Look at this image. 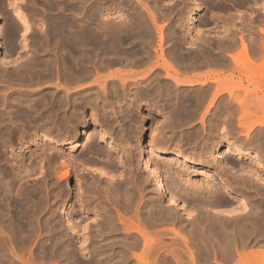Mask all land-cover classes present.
Listing matches in <instances>:
<instances>
[{
	"label": "rangeland",
	"instance_id": "374dc122",
	"mask_svg": "<svg viewBox=\"0 0 264 264\" xmlns=\"http://www.w3.org/2000/svg\"><path fill=\"white\" fill-rule=\"evenodd\" d=\"M92 1L93 0H0V23L3 27L1 36L2 49L6 52L8 51L11 55L8 60L0 59V103L2 101H7L8 107L5 108V110H10V102L18 98H23L22 100L24 101H31V98L34 99V97L36 98L37 96L39 98H44V95H47V90L48 92L50 91L52 88L51 85L55 82V78L52 79L50 77L49 58L53 54L61 53L69 49L68 46L56 42L57 35L69 34L70 36H76L81 32L89 29L91 30L96 25L109 23V20V24H111L112 21L113 25L120 24V21H123L121 23L122 25L126 24L129 26L133 24L132 28L137 30L138 33L132 30L130 28L131 26H129V31L126 25L125 27H123L124 25H120L124 28H122L123 35L120 36L122 38L120 47L125 49L128 53L125 52L120 56L122 58L120 63L117 62L115 63L116 65L112 64L108 66V68L110 67L109 69L107 66L99 69L100 71H98V74L102 73L100 77L96 74L97 77L95 79L99 77L97 82L101 80L102 83L100 81L98 83L94 81L92 76H90V78L88 77L87 80L82 79V84L79 81L81 79L75 80L76 83L73 81L62 82L63 90L67 92L64 91V93L68 94L72 101L78 97V94L84 91L88 92L89 90L91 93L89 97L94 100L96 98L94 103L89 99V101L91 100L89 104L93 105L91 107L92 109L85 108L81 110L79 106L71 105L73 102L70 100L67 111L62 113V115H67L68 113L72 118V122L77 119L78 125L76 128L80 131L82 130L81 132L85 130H88V132L94 130L95 135H93V143L91 145L89 144V149H87L86 146V135L83 134L82 138L80 137L79 143H76L75 146L72 142L64 146L60 145V139L57 141L58 143L54 142L55 145L53 142L49 143L47 136L50 135V130L48 131L47 127H41V130L40 128L38 130L35 129L34 124L36 120L32 118V113L34 114L32 110H23L26 114L28 113L29 118H24V116L11 118L13 123L17 124L19 128L16 127L10 132H7V136L4 134L5 137H0V139L4 140V143H2L3 141L0 142V193L5 199L4 200L2 197L0 198V206L2 205L0 208H3L0 210V213L2 215L6 212L4 218H2L3 216L0 217L2 221H0V231L4 233L7 232L8 234H0V236H2V238L0 237V264H26L24 263L26 261H28L27 264H29V262H31V264H75L77 260L78 264H91L93 263L92 261H95L94 264H177V259H175L171 253L174 249L177 251L179 262L183 264H192L189 254L190 251H192L195 256L194 264H234L235 261L237 262L238 254L241 252H247L256 248L264 249V75L262 78L256 76L259 73H263V70L259 69H257V71L254 69L246 72L241 69H247L240 68L241 71H239V67L236 69L237 66H234L231 58L232 55L237 54V52L241 50V38L245 43L247 42L248 53L252 55L250 56L254 58L255 62H257L260 57H263L264 34L259 32V29L264 28V0H217V4H215V0H201L202 8L197 12L193 20L186 19L188 12L193 7L194 0H181V3L180 0H143L145 6H148L150 10L143 6L142 0ZM177 1L178 3H175ZM116 2L119 4H115ZM154 2L155 6H153ZM109 3L114 4L116 7L114 5L112 7V4L110 5ZM146 3L148 5H146ZM122 4L123 6H120ZM174 4H177V6L181 4V7H177ZM182 4L185 6L187 5L186 8ZM109 5L111 7H109ZM171 6L172 8L168 9ZM81 7H83L82 10ZM159 7L165 9L162 10ZM137 9H139L138 12L136 11ZM22 11L28 16L30 22H33L34 28L32 27V30L34 29V31L31 30V32H26L23 28L22 21L17 14V12ZM178 12L179 14L181 13L180 16H178ZM54 14L57 17H55ZM151 14H153L155 18V23L150 20L152 19ZM88 15L90 16L89 18L91 19L92 17L93 20L88 19ZM102 16L105 18L107 16L106 20L103 18L106 22L103 21ZM148 16H150V18ZM139 17L142 19L144 18L143 20H145V22ZM57 18L59 19L57 20ZM127 18H130L129 21ZM177 18L179 22H177ZM139 19L142 26L139 25ZM101 20L103 22H101ZM98 21H100V23H98ZM130 21L132 23L128 24ZM176 22L187 25L181 26V24H178L177 26ZM136 24L138 27L135 26ZM150 24H152V26L154 24L155 28L152 26L150 28ZM140 26L141 28L139 29ZM174 26L177 29H175ZM142 27L145 28V32H142L144 31ZM136 28L139 29V32ZM173 28L176 31H174ZM181 28L184 29L181 30ZM169 31L172 33L174 32L176 36L170 34ZM134 34H137L138 38L137 35L136 38H133V36L135 37ZM159 35H162L164 39L160 40ZM201 35L205 39H203ZM198 36H201V39L198 38ZM27 38L28 44H30L28 47H25L23 45V40ZM143 38L146 41L143 40ZM175 38L179 39L178 41L181 39L182 43L176 41ZM204 40L208 41V43ZM186 42H190L192 46ZM159 44L161 46H159ZM171 44L174 46V49L177 47V50H174L175 55L165 53L169 48V52L167 53H170L173 48ZM194 46H196L197 50H195ZM203 46L204 49L202 50ZM76 47L81 48L79 45ZM190 47L193 49V53ZM136 48L139 50L137 49L138 51H136ZM178 48H180V55H177ZM185 49H187L188 53L193 57L189 56V54L184 55L183 53H185V51L187 52ZM33 50L34 52H32ZM200 50L206 53H200ZM139 51L141 54L138 53ZM197 51H200L198 52L199 55ZM131 53H133V55L136 54L135 57ZM198 56L204 60L200 63V66L198 65V60H200ZM39 57H41L42 60ZM143 57L145 58L143 59ZM195 57L198 59H195ZM175 58H180L179 60L181 62L174 60ZM188 58H191L190 62H188ZM169 60H171L174 65L171 64V67L166 68L165 61L169 62ZM191 60H194L198 64L193 61L191 63ZM151 61H154V63ZM157 61L159 65H157ZM183 61L185 62L184 66ZM123 63L125 67L124 65L122 66ZM188 63L190 64L188 65ZM17 73L20 75L22 73V75L20 76ZM118 73L122 75L118 76ZM130 73L135 75H131ZM126 74H130L131 76ZM156 74L160 77L158 78ZM253 74H256L255 77H252ZM155 76L157 78H155ZM193 76L201 77V80L183 86H180L178 82H176V79L181 81L184 80L185 77L190 79ZM219 80H221L224 88L227 86L228 89L227 91L223 89L220 93L215 95L214 92L218 87ZM121 81L124 82L123 85ZM78 82L80 84H78ZM155 82H157V87L155 86ZM63 85L69 88L73 87V89L65 88ZM100 85L104 86V89H106H103V94L100 92V90L102 91ZM141 85L145 87L147 85V89L149 90H151V88L155 90L159 86L157 89L158 91H155L157 93L160 91L161 93L159 92L158 95L154 93L151 95L152 97H150L146 93L147 89ZM97 86H99V88ZM231 86L233 89H231ZM171 88H175L172 94H170L173 91ZM68 89L70 91H68ZM133 90H135L136 93L135 91L133 92ZM229 90H234L232 91L233 94L237 92L236 94L238 97L234 96L239 98L240 101L243 100L240 102L243 103L241 104L242 108H240L241 105H238L239 103L237 104V102H239L238 99L236 102V98L229 94ZM162 91L164 94H162ZM139 92L141 94H139ZM213 94L216 97H213ZM135 95L138 96L136 97ZM144 95L146 97L148 96V99ZM5 96L6 98H4ZM154 96L157 97L154 98ZM113 97L115 101L113 99L112 102ZM185 102L187 103L185 104ZM183 104L185 105L183 106ZM136 106L139 107L135 108ZM248 107H251L250 111L252 112H248L251 113V117L246 116L249 115L246 111ZM243 108L246 111V113H244L246 114L245 116L241 114L243 111L241 112L240 109L243 110ZM181 110L182 113L180 112ZM9 113H11V110ZM43 113L46 114V111ZM43 113H41V115H43ZM178 115L182 116L179 117ZM240 115L244 116V119H240ZM93 118L94 120L98 119V122L92 121ZM246 118H249L250 121L249 119L246 120ZM28 120H30L31 123ZM18 122H20V124ZM46 125L51 126L50 123ZM37 131L39 133H37ZM71 132L72 130L70 134ZM151 139L154 141L151 142ZM48 144H50V147ZM141 144L144 146L147 145L146 149L152 161L159 166L165 179L166 188L176 191L174 192L179 197L177 205L168 203L165 195L156 192L153 185L154 180L148 175V172L139 160V147ZM229 146L237 148L236 151L232 150L234 152H230L231 154L225 153L222 157H216V152L219 149H228ZM60 150L63 151L61 152ZM173 154L189 156L192 160L200 163L206 170H216L219 174L215 179L205 177L201 174L202 171L200 168L191 167L182 162H175V160L170 159L169 156ZM50 158H52L54 166H52ZM53 158H55V161ZM86 162L93 164L95 170L86 166ZM102 162L104 163L103 165ZM64 163L67 164L69 168L67 176L63 175V168L61 167ZM108 163L111 164L108 165ZM105 165L107 167H103L102 169V166ZM1 167L3 168L1 169ZM19 168H23L22 171ZM17 169L19 171H17ZM12 171L16 173L14 174ZM178 173L182 177L179 176ZM187 175L190 176L187 177ZM184 177L189 179L187 180ZM184 179L187 181L184 182ZM121 180L124 184L129 186H125V188H127L126 190H124L122 186L118 188V184L123 185ZM114 186H117L119 190L122 189L123 192L122 190L115 192L117 188ZM59 188L60 191H58ZM19 189L22 190L18 191ZM55 189L60 192L59 195ZM13 190L17 192L16 194L14 193L15 195H19L23 192L25 196L28 192L30 195L32 191L31 194H33L30 196L35 198H33L35 202L33 200L32 206L34 205L35 207H33L36 210L32 209V207L31 210L34 211L33 213L35 214L38 213V215H36L38 218L32 216L35 214H29L32 213V211L25 213L21 212L22 214L19 213L21 218H23L22 221L26 219L27 223L25 225V220L23 222L20 221L23 227V230L20 228L21 231L19 227L17 229L16 227H11L12 229L9 227L10 230L7 224L5 225L11 213H14L13 210L11 211L12 206L10 205L15 204L16 207L19 206L20 195L19 197L16 196V198L15 196L12 197L14 195L13 192H15ZM55 193L57 195H55ZM29 195L26 197H29ZM204 197L211 198L210 200L211 202L213 201L214 206L220 209V214H214V212L201 203V199ZM8 199L11 200L9 204L5 202ZM5 204L10 207L8 206L9 208H7ZM3 205H5V207H3ZM133 212L136 213V216ZM121 213L124 219L127 220L131 218L128 223L132 220L135 226L132 228L129 227L131 229L126 230L127 225L125 224V226L123 224L126 222H123V218V220L119 219L121 218ZM30 215L32 217H30ZM27 218H29L30 221L34 218V222L32 221L34 227L31 224L32 222ZM27 221H29L32 226L30 229L26 227L28 226ZM244 221L246 222L244 223ZM216 223L218 226L215 225ZM137 224H139L140 227ZM222 224H225V228L221 226ZM220 227L223 228V231H221L222 228L219 230ZM132 229L133 231H131ZM138 229L140 231L145 229V236L138 231ZM243 229H245V231ZM25 230H30L27 232L33 234L30 235ZM218 230L222 237H218V235H220L218 234ZM8 231L14 234L12 235L11 232L8 233ZM178 231H180L179 233H181V235L185 234L184 237L187 239L186 244L181 242L180 234L177 237ZM15 233H19L22 236L28 235L29 238L25 236L23 238H26V240L21 239L22 236L15 235ZM3 235L5 236L3 237ZM223 236H225L224 239H222ZM226 239H228L230 243ZM2 240H6L7 242H2ZM67 244L69 246H67ZM66 246L75 248V251L71 248L68 249ZM65 247L67 249H65ZM76 247L80 250L79 252ZM234 249L238 252H235ZM69 251H73L72 253L74 255H71L72 253L70 254ZM64 256H66V258ZM72 256H75V258L71 259ZM80 256H83V259H81Z\"/></svg>",
	"mask_w": 264,
	"mask_h": 264
},
{
	"label": "bare ground",
	"instance_id": "6f19581e",
	"mask_svg": "<svg viewBox=\"0 0 264 264\" xmlns=\"http://www.w3.org/2000/svg\"><path fill=\"white\" fill-rule=\"evenodd\" d=\"M80 1V0H79ZM94 1V0H93ZM92 1V2H93ZM127 1H130V0H127ZM133 1H135V0H133ZM172 1V0H171ZM174 1V0H173ZM176 1V0H175ZM214 1V0H213ZM217 0H215V4H217V2H216ZM67 2V1H66ZM84 2V1H83ZM87 2V1H86ZM85 2V3H86ZM91 2V1H90ZM95 2V1H94ZM98 2V1H97ZM102 2V1H101ZM142 2H143V0H142ZM186 2V1H185ZM185 2H183V3H185ZM212 2V1H211ZM26 3V2H25ZM84 3V4H85ZM145 2H143V4H144ZM148 3V2H147ZM146 3V5H148ZM158 3V2H157ZM175 3H178V1L177 2H175ZM180 3H181V0H180ZM48 4V3H47ZM51 4H53V3H51ZM63 4V3H62ZM61 4V5H62ZM97 4V3H96ZM110 5L112 4V3H109ZM115 4H117V2L115 3ZM119 4V3H118ZM117 4V5H118ZM142 4V3H141ZM159 4H160V2H159ZM163 4V3H162ZM49 5V4H48ZM60 5V4H59ZM94 5V4H93ZM99 5H102V4H99ZM108 5V4H107ZM109 5V7H111ZM113 5L114 4H112V7H113ZM131 5H133V4H131ZM164 5V4H163ZM163 5H161V6H163ZM171 5H173V4H171ZM174 5H176L177 6V4H174ZM181 5V4H180ZM180 5H178L177 7H179ZM182 5H184V4H182ZM222 5V4H221ZM42 6V5H41ZM52 6V5H51ZM54 6H56V5H54ZM58 6V5H57ZM115 6V5H114ZM120 6H123V4L122 5H120ZM119 6V7H120ZM143 6H145V4L143 5ZM150 6V5H149ZM153 6H155V2H154V5ZM160 6V5H159ZM167 6V5H166ZM185 6V5H184ZM187 6V5H186ZM186 6H185V8H186ZM95 7V6H94ZM105 7H107V6H105ZM116 7V6H115ZM131 7V6H130ZM138 7V6H137ZM145 7H147L148 8V10H150L149 9V7L148 6H145ZM157 7H158V5H157ZM174 7V6H173ZM176 7V8H177ZM181 7V6H180ZM42 8V7H41ZM82 8L83 7H81V10H82ZM100 8V7H99ZM108 8V7H107ZM121 8V7H120ZM159 8H161L162 9V7H159ZM158 8V9H159ZM170 8H172V6L171 7H169L168 9H170ZM188 8V7H187ZM202 8V1L201 0H194V3H193V7L190 9V11L188 12V15H187V19L186 20H188V19H190V20H193V19H195V17H196V15H197V12L200 10ZM51 9V8H50ZM69 9V8H68ZM76 9V8H75ZM97 9V8H96ZM102 9V8H101ZM156 9V8H155ZM160 9V10H161ZM163 9H165V8H163ZM162 9V10H163ZM167 9V10H168ZM174 9V8H173ZM44 10V9H43ZM46 10V9H45ZM112 10V9H111ZM135 10V9H134ZM138 10L139 9H137L136 11L138 12ZM142 10V9H141ZM161 10V11H162ZM180 10V9H179ZM53 11V10H52ZM55 11V10H54ZM79 11V10H78ZM86 11V10H85ZM116 11V10H115ZM120 11V10H119ZM153 11V10H152ZM160 11V12H161ZM170 11V10H169ZM182 11H183V9H182ZM49 12V11H48ZM65 12V11H64ZM84 12V11H83ZM88 12V11H87ZM100 12V11H99ZM107 12V11H106ZM105 12V13H106ZM133 12H135V11H133ZM140 12V11H139ZM168 12V11H167ZM172 12V11H171ZM170 12V13H171ZM177 12V11H176ZM175 12V13H176ZM181 12V11H180ZM71 13V12H70ZM93 13V12H92ZM95 13H97V12H95ZM100 13H102V12H100ZM99 13V14H100ZM117 13H119V12H117ZM123 13V12H122ZM130 13V12H129ZM141 13L143 14V12L141 11ZM140 13V14H141ZM145 13V12H144ZM17 14H18V17H19V19L22 21V26H23V28L25 29V31L26 32H31V30H32V27L34 28V26H33V22L31 23L30 22V20L28 19V16L25 14V12H17ZM38 14V13H37ZM52 14V13H51ZM61 14V13H60ZM83 14V13H82ZM85 14H87V13H85ZM133 14V13H132ZM137 14V13H136ZM156 14V13H155ZM166 14V13H165ZM178 14H179V12H178ZM184 14V13H183ZM187 14V13H186ZM264 14V13H263ZM55 15V14H54ZM56 15H57V13H56ZM55 15V17H57ZM75 15H76V13H75ZM100 15H102V14H100ZM135 15V14H134ZM144 15V14H143ZM152 16H151V18L152 19H150V20H152V22H154L155 23V18H154V16H153V14H151ZM163 15V14H162ZM171 15V14H170ZM181 15V13L178 15V16H180ZM251 15V14H250ZM44 16V15H43ZM50 16V15H49ZM58 16H59V14H58ZM84 16V15H83ZM95 16V15H94ZM136 16V15H135ZM137 16H138V14H137ZM142 16V15H141ZM145 16V15H144ZM164 16V15H163ZM169 16V15H168ZM39 17H41V16H39ZM45 17V16H44ZM55 17H54V19H55ZM90 16L88 15V19H90L89 18ZM98 17V16H97ZM134 17V16H133ZM143 17V16H142ZM149 18H150V16H148ZM46 18V17H45ZM48 18V17H47ZM52 18V17H51ZM77 18V17H76ZM103 18H105V17H103L102 16V19ZM106 18H107V16H106ZM106 18H105V20H106ZM109 18H111V17H109ZM140 19H142L141 17H139ZM162 18V17H161ZM184 18V17H183ZM182 18V19H183ZM59 18H57V20H58ZM91 19H92V17H91ZM90 19V20H91ZM98 19H99V17H98ZM128 19V18H127ZM126 19V20H127ZM130 19V18H129ZM129 19H128V21H129ZM140 19H139V22H140ZM144 19V18H143ZM142 19V20H143ZM164 19V18H163ZM166 19V18H165ZM175 19H176V17H175ZM179 19H180V17H179ZM179 19L177 18V22H179ZM257 19V18H256ZM260 19V18H259ZM90 20H88V21H90ZM93 20V19H92ZM96 20V19H95ZM100 20V19H99ZM104 19H103V21H105ZM109 20V19H108ZM43 21H44V19H43ZM42 21V22H43ZM48 21V20H47ZM56 21V20H55ZM102 20H101V22H103ZM118 21V20H117ZM125 21V20H124ZM134 21V20H133ZM144 22H145V20H143ZM246 21V20H245ZM84 22V21H83ZM97 22V21H96ZM106 22V21H105ZM121 23L123 22V21H120ZM137 22V21H136ZM176 22V23H177ZM191 22V21H190ZM85 23V22H84ZM89 23H91V22H89ZM94 23V22H93ZM98 23H100V21H98ZM109 23H110V20H109ZM109 23H104L103 25H96L95 27H93L91 30L89 29V30H86V31H84V32H81L80 34H77L76 36H70L69 34H60V35H57L56 36V42H58L59 44H63V45H66V46H68L69 47V49H67L66 51H63V52H61V53H57V54H53L50 58H49V64H50V77L52 78V79H54L55 78V82H54V84L53 85H51L52 86V88L50 89V91L48 92V90H47V95L45 94L44 96V98H39L38 96L35 98L34 97V99L33 98H29L31 101H24V100H22V99H16V100H14L13 102H10V104H11V107H10V110H11V113H9V111L10 110H5V108H7L8 106H7V101H2L1 103H0V137H2V136H4V134H6V136H7V132H10L11 130H13V129H15L16 127L17 128H19L18 126H17V124H14L13 123V121H12V119L11 118H16L17 116H24V118L25 117H28V113L26 114L24 111H25V109H29V110H32L33 112H34V114L32 113V118H34L35 120H36V123L34 124V126H35V129L36 130H38L39 128H40V130H41V127L43 128V127H47L48 128V131L50 130V135H48L47 136V138H48V142L49 143H52L53 142V144H54V142H57L59 139H60V145H66V144H68V143H74V146H75V144L76 143H79V140L82 138V134L83 135H86V140H87V142H86V146H87V149H89V144L91 145L93 142V135H95L94 134V130H92V131H90V132H88V130H85V131H83V132H81L78 128H76L77 127V125H78V120L76 119V117H75V121L74 122H72L71 121V117L68 115V113H67V115L65 114V115H62V113H64V112H66L67 111V108H68V104H70L69 102H70V98H69V95L68 94H66L67 92L65 91V90H63V87H62V82H64V81H68V82H71V81H73L74 83H76L75 82V80H79V79H81V80H79L80 81V83H81V81H82V79H86L87 80V78L89 77L90 78V76H92V78L94 79V81H96L97 82V79L100 77V75H101V73L100 74H98V71H100L99 69L100 68H103V67H105V66H107V68H108V66H110V65H112V64H115V63H117V62H119L120 63V61H121V57L120 56H122V54H124L125 52H127L125 49H122V47H120V45H121V43H122V38L120 37V36H122L123 35V27H125V25L123 26L121 23L119 24L118 23V25H116V24H112V21H111V24H109ZM117 23V22H116ZM131 24L132 22L130 21V22H128V24ZM134 23V22H133ZM148 23V22H147ZM44 24V23H43ZM49 24V23H48ZM47 24V25H48ZM86 24H87V22H86ZM102 24V23H101ZM135 24V23H134ZM138 24V23H137ZM137 24L135 25V26H137ZM178 24H181V22L180 23H177L176 25L178 26ZM94 25V24H93ZM120 25H122L123 27H121ZM133 25V24H132ZM132 25H129V26H131L130 28L132 29V30H135V29H133L132 27ZM139 25H141V22H140V24ZM175 25V26H176ZM182 25H184V24H181V26ZM185 25H187V24H185ZM184 25V26H185ZM37 26V25H36ZM43 26V25H42ZM88 26V25H87ZM129 26L128 25H126V27H128V30H129ZM134 26V27H135ZM142 26V25H141ZM141 26L139 27V29L141 28ZM150 26V28H151V26H152V24H150L149 25ZM175 26H174V28H175ZM183 26V27H184ZM189 26V25H188ZM90 27H91V25H90ZM138 27V26H137ZM152 27H154V24H153V26ZM157 27H158V25H157ZM187 27V26H186ZM192 27V26H191ZM18 28V27H17ZM47 28V27H46ZM123 28V29H122ZM143 28V27H142ZM155 28V27H154ZM174 28H173V30H174ZM136 29H138V28H136ZM139 29H138V32H139ZM144 29V31H142V32H145V28H143ZM175 29H177V28H175ZM180 29V28H179ZM182 29H184V28H181V30ZM160 30V29H159ZM172 30V31H173ZM187 30H189V29H187ZM260 31L259 32H261V33H263L264 34V28L262 29V28H260L259 29ZM2 31H3V27L1 26V23H0V59L1 60H3V59H6V60H8L10 57H11V55H10V53L7 51H4L3 49H2V40H1V36H2ZM32 31H34V29L32 30ZM130 31V30H129ZM136 31V33H137V30H135ZM141 31V30H140ZM153 31V30H152ZM161 31V30H160ZM174 31H176V30H174ZM178 31V30H177ZM52 32V31H51ZM170 32V31H169ZM189 32V31H188ZM12 33V32H11ZM131 33H132V31H131ZM43 34V33H42ZM46 34V33H45ZM138 34V33H137ZM136 34V35H137ZM165 34H166V32H165ZM170 34H174L175 35V33L173 32H170ZM135 35V34H134ZM136 35H135V37L133 36V38H136ZM140 35V34H139ZM147 35V34H146ZM41 36V35H40ZM126 36H127V34H126ZM149 36V35H148ZM176 36V35H175ZM202 36V35H201ZM201 36L199 37L198 36V38H200L201 39ZM30 37V36H29ZM28 37V38H29ZM140 37H141V35H140ZM182 37H183V35H182ZM181 37V38H182ZM189 37V36H188ZM25 38V37H24ZM28 38L27 39H24L23 40V45L25 46V47H28L29 46V44H28ZM39 38V37H38ZM41 38V37H40ZM126 38V37H125ZM128 38V37H127ZM133 38H131V39H133ZM137 38H138V35H137ZM142 38V37H141ZM150 38V37H149ZM159 38H160V40H162V39H164V37L162 38V35H159ZM168 38V37H167ZM202 38H203V36H202ZM35 39V38H34ZM33 39V40H34ZM176 39V38H175ZM188 39V38H187ZM190 39H192V38H190ZM203 39H205V38H203ZM202 39V40H203ZM35 40H37V39H35ZM126 40V39H125ZM143 40H145L144 38H143ZM142 40V41H143ZM179 39H176V41H178ZM199 40V39H198ZM39 41V40H38ZM146 41V40H145ZM164 41V40H163ZM167 41V40H166ZM190 41H192V40H190ZM199 41H201V40H199ZM204 41H206V40H204ZM40 42V41H39ZM41 42H42V40H41ZM46 42V41H45ZM128 42V41H127ZM135 42V41H134ZM165 42V41H164ZM178 42H181L182 43V41H181V39H180V41H178ZM193 42V41H192ZM194 42H195V40H194ZM201 42H203V41H201ZM207 43H208V41H206ZM262 42V41H261ZM128 43H130V42H128ZM186 43H188V42H186ZM206 43V44H207ZM247 43V42H246ZM246 43L242 40V38H241V50H239V52H237V54H235V55H232L231 56V58H232V60H233V64H234V66H237L236 67V69L238 68V70L239 71H248L249 72V70H254L255 69V71H257V69H259V70H263V73H259L258 75H256V74H253L252 75V77L254 76L255 77V75L256 76H258V77H263V75H264V55H262L263 57H260V62H259V60L257 61V62H255V60H254V58L252 59L251 58V56L249 55V53H248V49H247V45H246ZM264 43V42H263ZM36 44H37V42H36ZM45 44V43H44ZM135 44V43H134ZM163 44V43H162ZM167 44V43H166ZM188 44H191L190 42L188 43ZM187 44V45H188ZM201 44V43H200ZM262 44V43H261ZM41 45V44H40ZM77 45H79L81 48H77L76 46ZM137 45H139V44H137ZM143 45V44H142ZM149 45V44H148ZM183 45H184V43H183ZM205 45V44H204ZM36 46V45H35ZM147 46V45H146ZM149 46H151V45H149ZM159 46H161L160 44H159ZM165 46V45H164ZM169 46H170V44H169ZM186 46V45H185ZM189 46V45H188ZM188 46H186V47H188ZM191 46H192V44H191ZM200 46V45H199ZM207 46H209V45H207ZM32 47V46H31ZM34 47V46H33ZM38 47V46H37ZM41 47V46H40ZM137 47H140V46H137ZM163 47V46H162ZM171 47H173L172 49H171V51H170V53H167V52H169V49H168V51H166L165 53L166 54H172V55H175L174 54V50L177 48H175L174 49V46H172V44H171ZM195 47V50H197V48H196V46H194ZM42 48V47H41ZM129 48V47H128ZM130 48H131V46H130ZM30 49V48H29ZM138 48H136V51H138L137 50ZM141 49V48H140ZM146 49V48H145ZM145 49H144V51H145ZM179 49L180 48H178V53H177V55H180V53H179ZM187 49H189V48H187ZM187 49H185V50H187ZM204 49V46L202 47V50ZM264 49V48H263ZM30 50H32V49H30ZM41 50V49H40ZM164 50V49H163ZM177 50V49H176ZM185 50H182V51H185ZM190 50L192 51L193 49H191V47H190ZM199 50V49H198ZM44 51V50H43ZM190 51V52H191ZM201 51V50H200ZM200 51H197V54H198V52H200ZM206 51H207V49H206ZM32 52H34V50L32 51ZM38 52V51H37ZM147 52V51H146ZM177 52V51H176ZM196 52V51H195ZM204 51H201L200 53H203ZM39 53H41V52H39ZM43 53V52H42ZM128 53V52H127ZM138 53H140V51L138 52ZM161 53H162V51H161ZM164 53V52H163ZM183 53V52H182ZM192 53H193V51H192ZM204 53H206V52H204ZM207 53H210V52H207ZM37 54V53H36ZM129 54H130V52H129ZM132 55H133V53H131ZM141 54V53H140ZM146 54H148V53H146ZM165 54V55H166ZM184 55L185 54H189L188 53V50H187V52L185 51V53H183ZM264 54V53H263ZM15 55V54H14ZM136 55V54H135ZM135 55H133L134 57H135ZM182 55V54H181ZM193 55V54H192ZM199 55V54H198ZM209 55V54H208ZM168 56V55H167ZM189 56H191V54H189ZM197 56V55H196ZM13 57V56H12ZM47 57V56H46ZM153 57H154V55H153ZM185 57V56H184ZM188 57V56H187ZM191 57H193V56H191ZM206 57V56H205ZM40 59H41V57H39ZM145 57H143V59H144ZM182 58V57H181ZM198 58H199V56H198ZM198 58H196L195 57V59H198ZM14 59V58H13ZM44 59V58H43ZM48 59V58H47ZM130 59V58H129ZM134 59V58H133ZM154 59V58H153ZM159 59V58H158ZM157 59V60H158ZM163 59V58H162ZM171 59V58H170ZM180 59V58H179ZM179 59H177V58H175L174 60H178V61H180ZM189 59V61L188 62H190V59L191 58H188ZM187 59V60H188ZM200 60H198V62H199V64L197 63V62H195L194 60H191V63H192V61L193 62H195V63H197L199 66L201 65L200 63L202 62V61H204L203 60V58H199ZM206 59V58H205ZM218 59V58H217ZM42 60V59H41ZM126 60H127V58H126ZM149 60H150V58H149ZM183 60V59H182ZM184 60H186V59H184ZM257 60V59H256ZM26 61V60H25ZM128 61V60H127ZM143 61V60H142ZM159 61V60H158ZM158 61H157V65H159V63H158ZM170 61L171 60H169V62L168 61H165V66H166V68L167 67H171V64H173V62L171 61V63H170ZM51 62V63H50ZM125 62V61H124ZM152 62V61H151ZM162 62H163V60H162ZM175 62V61H174ZM181 62V61H180ZM1 63V62H0ZM126 63V62H125ZM141 63V62H140ZM152 63H154V61L152 62ZM178 63V62H177ZM184 61H183V66H184ZM194 63V64H195ZM5 64V63H4ZM48 64V63H47ZM47 64H44V65H47ZM129 64H131V63H129ZM133 64V63H132ZM163 64V63H162ZM179 64V63H178ZM177 64V65H178ZM187 64V63H186ZM190 63H188V65H189ZM7 65V64H6ZM116 65V64H115ZM120 65V64H119ZM124 65V63L122 64V66ZM134 65V64H133ZM174 65V64H173ZM181 65V64H180ZM5 66V65H4ZM114 66V65H113ZM112 66V67H113ZM132 66V65H131ZM164 66V67H165ZM185 66H187V65H185ZM197 66V65H196ZM196 66H194V67H196ZM124 67H125V65H124ZM176 67V66H175ZM107 68H105V69H107ZM110 68V67H109ZM108 68V69H109ZM240 68H244V69H247V70H243V69H241L240 70ZM5 69V68H4ZM48 69V68H47ZM104 69V70H105ZM235 69V68H234ZM151 70V69H150ZM166 71V70H165ZM169 71V70H168ZM46 72V71H45ZM137 72V71H136ZM140 72V71H139ZM147 72V71H146ZM153 72V71H152ZM172 72V71H171ZM259 72H261V71H259ZM2 73V72H1ZM115 73V72H114ZM138 73V72H137ZM169 73V72H168ZM174 73H176V72H174ZM18 75H20L19 73H17ZM96 74L99 76L97 79H95L97 76H96ZM108 74V73H107ZM119 74V73H118ZM117 74V75H118ZM131 74V73H130ZM130 74H126V75H129V76H131ZM139 74V73H138ZM17 75V76H18ZM21 75H22V73H21ZM20 75V76H21ZM93 75H94V77H93ZM103 75V74H102ZM104 75H106V74H104ZM109 75V74H108ZM122 74H119L118 76H121ZM125 75V74H124ZM133 75H135V74H133ZM143 75V74H142ZM154 75V74H153ZM158 74H156V76H157ZM155 76V78H157ZM1 77V76H0ZM19 77V76H18ZM35 77V76H34ZM144 77V76H143ZM153 77V76H152ZM160 76L158 75V78H159ZM175 77H177V76H175ZM226 77V76H225ZM228 77H230V76H228ZM232 77V76H231ZM23 78V77H22ZM120 78V77H119ZM119 78H118V80H119ZM149 78H151V77H149ZM155 78H153V79H155ZM186 78V77H185ZM184 78V80H177L176 79V82H178V84L180 85V86H183V85H187V84H192V83H194V82H196V81H198V80H201V77H197V76H193V77H191L190 79L189 78H186L185 79ZM93 79H92V81H93ZM109 79V78H108ZM115 79V78H114ZM124 79V78H123ZM141 79V78H140ZM207 79V78H206ZM222 79V78H221ZM232 79V78H231ZM259 79V78H258ZM35 80V79H34ZM39 80V79H38ZM42 80V79H41ZM104 80V79H103ZM139 80V79H138ZM157 80H159V79H157ZM156 80V81H157ZM172 80V79H171ZM36 81H37V79H36ZM84 81V80H83ZM88 81H90V80H88ZM100 82H101V80H99ZM98 81V82H99ZM114 81V80H113ZM113 81H112V83H113ZM134 81V80H133ZM148 81H151V80H148ZM170 81V80H169ZM174 81V80H173ZM172 81V82H173ZM253 81H255V80H253ZM50 82H51V80H50ZM97 82V83H98ZM107 82V81H106ZM106 82H105V84H106ZM115 82V81H114ZM116 82H118V81H116ZM120 82V81H119ZM126 82V81H125ZM130 82V81H129ZM136 82V81H135ZM146 82V81H145ZM226 82V81H225ZM39 83H40V81H39ZM73 83V84H74ZM79 82H78V84H80ZM102 83V82H101ZM100 83V84H101ZM121 83H122V85H123V83L124 82H122L121 81ZM137 83H139L138 81H137ZM153 83V82H152ZM166 83V82H165ZM169 83V82H168ZM218 83V82H217ZM32 84H33V82H32ZM35 84V83H34ZM52 84V83H51ZM82 84V83H81ZM116 84V83H115ZM145 84H147V83H145ZM144 84V85H145ZM149 84H150V82H149ZM156 84H157V82H155V86H156ZM167 84V83H166ZM173 84V83H172ZM174 84H175V81H174ZM173 84V85H174ZM225 84V83H224ZM228 84V83H227ZM256 84V83H255ZM107 85V84H106ZM139 85H140V83H139ZM144 85H141L142 87H144V88H146L147 89V85H146V87L144 86ZM160 85V84H159ZM169 85H170V83H169ZM178 85V86H179ZM226 85V84H225ZM32 86V85H31ZM64 86V85H63ZM74 86V85H73ZM76 86V85H75ZM82 86V85H81ZM90 86V85H89ZM93 86V85H92ZM128 86V85H127ZM136 86V85H135ZM154 86V87H155ZM161 86V85H160ZM179 86V87H180ZM65 88L67 87V86H64ZM94 87H96V86H94ZM98 88H99V86H97ZM100 89H102V91L100 90V92H102V94H103V89H104V86H102V85H100ZM149 88H151L150 86H148ZM153 87V88H154ZM157 87V86H156ZM170 87H174V86H170ZM185 87V86H184ZM216 87V86H215ZM232 87V86H231ZM67 88H69V87H67ZM98 88H97V90H98ZM136 88H138V87H136ZM158 88H159V86H158ZM158 88H156L155 90L156 91H158L157 89ZM181 88V87H180ZM230 88V87H229ZM69 89H73V87H70ZM68 89V91H70ZM88 89V88H87ZM96 89V88H95ZM108 89V88H107ZM118 89V88H117ZM140 89H142V88H140ZM160 89H162V88H160ZM172 89V88H171ZM173 89H175V88H173ZM172 89V90H173ZM179 89V88H178ZM223 89H226V91H227V86H226V88H224V86H223V84L221 83V80H219V83H218V87L215 89L216 91L214 92L215 93V95L217 94V93H220ZM231 89H233V87L231 88ZM93 90H94V88H93ZM104 90H106V89H104ZM128 90V89H127ZM153 90V91H152ZM154 89H152L151 88V90H149V89H147V92H146V90H145V92L147 93V95L148 96H150V97H152L151 95H153L154 93H156L157 95L159 94V92L157 93L156 91H155ZM164 90V89H163ZM168 90H170V89H168ZM172 90H170V91H172ZM64 91L66 92V93H64ZM81 91H82V89H81ZM90 91V90H89ZM86 92V91H84V92H82V93H80V94H78V97L74 100V101H72L73 103H71V105H77V106H79V109L81 110V109H85V108H89V109H92L91 107L93 106V105H90L89 103H90V101L92 100V102L94 103L95 102V100H96V98H95V100L94 99H91L90 97H89V95L91 94L90 92ZM92 91V90H91ZM109 91V90H108ZM123 91V90H122ZM132 91V90H131ZM130 91V92H131ZM135 90H133V92H134ZM177 91V90H176ZM232 91H234V90H232ZM231 90H229L228 92H229V94L230 95H233L232 97H234V98H236V102H237V99H238V101L239 102H237V104L240 106L241 104H243V103H240V102H242L243 100H241L240 101V99L239 98H237L238 96H237V92H234L235 94H233V92H232ZM72 92H74V91H72ZM97 92V91H96ZM132 92V93H133ZM141 92V91H140ZM139 92V94H141ZM144 92V91H143ZM144 92V93H145ZM174 92V90L170 93V94H172ZM71 93V92H70ZM69 93V94H70ZM105 93V92H104ZM117 93H119V92H117ZM135 93H136V91H135ZM161 93V92H160ZM41 94V93H40ZM95 94V93H94ZM101 94V93H100ZM162 94H164L163 93V91H162ZM168 94V93H167ZM177 94V93H176ZM175 94V95H176ZM43 95V94H42ZM96 95H97V93H96ZM96 95H95V97H96ZM174 95V96H175ZM178 95V94H177ZM214 95V94H213ZM213 96V97H216V96ZM237 96V97H235V96ZM73 96V95H72ZM103 96V95H102ZM113 96V95H112ZM134 96V95H133ZM136 96V95H135ZM138 96V95H137ZM136 96V97H137ZM145 96V95H144ZM148 96L146 97L147 99H148ZM170 96V95H169ZM169 96H168V98H169ZM33 97V96H32ZM76 97V96H75ZM91 97H92V95H91ZM98 97V96H97ZM121 97V96H120ZM135 97V98H136ZM140 97V96H139ZM150 97H149V99H150ZM157 97V96H156ZM155 96H154V98H156ZM159 97V96H158ZM176 97V96H175ZM241 97V96H240ZM4 98H6V96L4 97ZM109 98V97H108ZM107 98V99H108ZM132 98V97H131ZM243 98V97H242ZM11 99V98H10ZM26 99V98H25ZM28 99V100H29ZM74 99V98H73ZM89 99H91L90 101H89ZM98 99V98H97ZM113 99H114V97L112 98V102H113ZM125 99V98H124ZM133 99V98H132ZM137 99V98H136ZM161 99V98H160ZM160 99H158V100H160ZM176 99H177V97H176ZM185 99V98H184ZM94 100V101H93ZM140 100V99H139ZM144 100V99H143ZM153 100V99H152ZM155 100V99H154ZM169 100V99H168ZM178 100V99H177ZM181 100V99H180ZM12 101V100H11ZM103 101V100H102ZM114 101H115V99H114ZM123 101V100H122ZM130 101H133V100H130ZM129 101V102H130ZM151 101V100H150ZM156 101V100H155ZM172 101V100H171ZM171 101H168V102H171ZM182 101V100H181ZM184 101V100H183ZM188 101V100H187ZM179 102V101H178ZM190 102V101H189ZM108 103V102H107ZM110 103V102H109ZM118 103V102H117ZM130 103H132V102H130ZM135 103H137V102H135ZM151 103V102H150ZM181 103V102H180ZM187 102H185V104H186ZM174 104V103H173ZM185 104H183V106L185 105ZM133 105V104H132ZM134 105H136V104H134ZM181 105V104H180ZM77 106H75V107H77ZM182 106V105H181ZM180 106V108L184 111V109L182 108ZM244 106V105H243ZM246 106V105H245ZM98 107V106H97ZM134 107V106H133ZM137 107H139V106H136L135 108H137ZM74 108V107H73ZM111 108V107H110ZM240 108H242V105H241V107ZM251 108V107H250ZM250 108L248 107V109H249V111H248V109L246 110L247 111V113L248 112H252V111H250ZM252 108H253V106H252ZM69 109H71V108H69ZM78 109V108H77ZM76 109V110H77ZM97 109V108H96ZM107 109V108H106ZM24 110V111H23ZM177 110V109H176ZM182 110L180 111L181 113H182ZM186 110V109H185ZM241 110V112L243 111V113H241V114H244V113H246V111L244 110V108H243V110L242 109H240ZM44 111H46V114H44L43 112ZM72 111L74 112V110L72 109ZM78 111V110H77ZM89 111V110H88ZM76 112V111H75ZM92 112V111H91ZM95 112V111H94ZM179 112V113H180ZM41 113H43V115H41ZM78 113V112H77ZM180 113V114H181ZM60 114H61V116H60ZM79 114V113H78ZM94 114V113H93ZM119 114V113H118ZM185 114V113H184ZM249 115H246V114H244V116L246 115L247 117H251L250 116V114L251 113H248ZM128 115H129V113H128ZM179 116V115H178ZM180 116H182V115H180ZM179 116V117H180ZM244 116H241L240 115V119L241 118H243ZM184 117V116H183ZM186 117V116H185ZM20 118V117H19ZM29 118V117H28ZM27 118V119H28ZM99 118V117H98ZM127 118V117H126ZM222 118V117H221ZM122 119H123V117H122ZM244 119V118H243ZM247 119H249V118H246V120ZM15 120V119H14ZM104 120V119H103ZM222 120V119H221ZM16 121V120H15ZM29 122H30V120H28ZM92 121H95V122H98V119H95L94 120V118L92 119ZM101 121V120H100ZM130 121V120H129ZM243 121H245V120H243ZM249 121H250V119H249ZM248 121V122H249ZM26 122V121H25ZM24 122V123H25ZM17 123V122H16ZM19 124H20V122H18ZM23 123V124H24ZM31 123V122H30ZM29 123V124H30ZM33 123V122H32ZM47 123H50L51 124V126L49 127L48 125H46ZM220 123V122H219ZM239 123H240V121H239ZM244 123H246V122H244ZM26 124H27V122H26ZM129 124V123H128ZM243 124V123H242ZM28 125V124H27ZM222 125V124H221ZM241 125V124H240ZM249 125V124H248ZM20 126V125H19ZM24 126V125H23ZM25 127V126H24ZM24 127H22V128H24ZM31 127V126H30ZM29 127V128H30ZM33 127V126H32ZM103 127V126H102ZM250 127H251V125H250ZM104 128V127H103ZM107 128V127H106ZM224 128V127H223ZM21 129V128H20ZM25 129V128H24ZM34 129V130H35ZM45 129V128H44ZM129 129V128H128ZM18 130V129H17ZM27 130V129H26ZM30 130V129H29ZM32 130V129H31ZM46 130V129H45ZM44 130V131H45ZM72 130V132H71V134H70V131ZM20 131V130H19ZM23 132H24V130H23ZM31 132H33V131H31ZM30 132V133H31ZM95 132H96V130H95ZM102 132H104V131H102ZM35 133V132H34ZM33 133V134H34ZM37 133H39L38 131H37ZM36 133V134H37ZM46 133H47V131H46ZM24 134V133H23ZM44 134H45V132H44ZM49 134V133H48ZM28 135V134H27ZM9 136H10V134H9ZM103 136V135H102ZM5 137V136H4ZM81 137V138H80ZM95 137V136H94ZM3 138V137H2ZM84 138V139H85ZM7 140V139H6ZM9 140V139H8ZM1 141H3L2 143H4V140L3 139H0V142ZM154 140L153 139H151V142H153ZM12 142V141H11ZM6 143V142H5ZM16 143V142H15ZM58 143V142H57ZM45 144V143H44ZM52 144V145H53ZM49 145V147H50V144H48ZM55 145V144H54ZM94 145V144H93ZM154 145V144H153ZM3 146V145H2ZM12 146V145H11ZM147 146V145H146ZM146 146H144L143 144H141L140 145V147H139V160H140V162L143 164V167L145 168V170L148 172V175H150L151 177H152V179L154 180V182H153V185H154V188H155V190H156V192H158V193H161L162 195H165L166 196V198H167V202L168 203H170V204H174V205H177L178 204V200H179V197H178V195L173 191V190H170L169 188L167 189L166 188V184H165V179H164V176H163V174L161 173V171H160V169H159V166L156 164V163H154L153 161H152V159H151V157H150V155H149V152H148V150L146 149ZM40 147V146H39ZM45 147V146H44ZM48 147V146H47ZM54 147V146H53ZM94 147H95V145H94ZM99 147V146H98ZM41 148V147H40ZM39 148V149H40ZM10 149V148H9ZM46 149V148H45ZM48 149V148H47ZM236 149L237 148H233L232 146H229V148L228 149H226V148H224V149H219L217 152H216V157H222V155L223 154H227V153H230V152H234V151H232V150H235L236 151ZM239 149V148H238ZM54 150V149H53ZM58 150V149H57ZM85 150V149H84ZM92 150V149H91ZM104 150V149H103ZM0 151H1V149H0ZM48 151V150H47ZM61 151V150H60ZM63 151V150H62ZM61 151V152H62ZM86 151V150H85ZM91 152V151H90ZM243 152H245V151H243ZM45 153V152H44ZM51 153V152H50ZM108 153V152H107ZM169 153H171V152H169ZM41 154H43V153H41ZM45 154H47V153H45ZM231 154V153H230ZM2 155V154H1ZM44 155V154H43ZM111 155V154H110ZM130 155V154H129ZM215 155V154H214ZM39 156H41V155H39ZM38 156V157H39ZM60 156V155H59ZM66 156V155H65ZM74 156V155H73ZM90 156V155H89ZM107 156V155H106ZM47 157V156H46ZM54 157V156H53ZM123 157V156H122ZM2 158V157H1ZM48 158V157H47ZM60 158V157H59ZM61 158H62V156H61ZM112 158V157H111ZM169 158L170 159H173V160H175V162L176 161H179V162H182L183 164H186V165H189V166H191V167H196V168H200L201 169V171H202V173L201 174H203L205 177H210V178H214L215 179V177L219 174V172H217L216 170L215 171H212V170H206L205 168H203V166H201V164L200 163H198V162H196V161H194V160H192V158H190L189 156H186V155H181V154H173V155H171V156H169ZM19 159V158H18ZM46 159V158H45ZM51 160V163L53 162V160H52V158H50ZM54 159V161H55V158H53ZM57 159V158H56ZM75 159V158H74ZM85 159V158H84ZM59 160V159H58ZM69 160H71V159H69ZM100 160V159H99ZM29 161V160H28ZM27 161V162H28ZM47 161H49V160H47ZM73 161V160H72ZM109 161V160H108ZM172 161V160H171ZM34 162V161H33ZM57 162V161H56ZM124 162V161H123ZM200 162V161H199ZM21 163V162H20ZM36 163H37V161H36ZM50 163V162H49ZM54 163V162H53ZM53 163H52V166H54L53 165ZM60 163H62V162H60ZM73 163V162H72ZM170 163V162H169ZM31 164V163H30ZM33 164V163H32ZM57 164V163H56ZM104 163L102 162V165H103ZM111 163H108V165H110ZM2 166V165H1ZM18 166V165H17ZM71 166H72V164H71ZM86 166H89V168H92V169H94L93 167H94V165L93 164H90V162H86ZM100 166V165H99ZM22 167V166H21ZM28 167V166H27ZM31 167V166H30ZM61 167L63 168V175L64 176H67L68 175V171H69V168H68V165L67 164H63V165H61ZM103 167H107L106 165L105 166H102V169H103ZM127 167V166H126ZM186 167V166H185ZM205 167V166H204ZM3 167H1V169H2ZM14 168V167H13ZM12 168V169H13ZM17 168V167H16ZM48 168V167H47ZM62 168H61V170H62ZM108 168H110V167H108ZM123 168V167H122ZM21 171H22V169L21 168H19ZM32 169H35V168H32ZM32 169H30V170H32ZM40 169V168H39ZM101 169V168H100ZM193 169V168H192ZM216 169V168H215ZM24 170H26V169H24ZM29 170V169H28ZM95 170V169H94ZM105 170V169H104ZM107 170V169H106ZM6 171V170H5ZM15 171V170H14ZM17 171H19L18 169H17ZM33 171V170H32ZM102 171V170H101ZM200 171V172H201ZM28 172H30V171H28ZM49 172H50V170H49ZM12 173H16V172H13L12 171ZM24 173V172H23ZM32 173V172H31ZM62 173V172H61ZM45 174V173H44ZM179 174V173H178ZM48 175V174H47ZM62 175V174H61ZM2 176V175H1ZM4 176V175H3ZM19 176V175H18ZM25 176V175H24ZM63 176V177H64ZM105 176H106V174H105ZM179 176H181L180 174H179ZM190 175H187V177H189ZM12 177V176H11ZM14 177V176H13ZM109 177V176H108ZM121 177V176H120ZM182 177V176H181ZM185 178V179H189V178ZM120 179V178H119ZM182 179V178H181ZM185 179H184V182H186L185 181ZM10 180V179H9ZM20 180V179H19ZM28 181V180H27ZM113 181V180H112ZM122 181V180H121ZM128 181V180H127ZM190 181V180H189ZM188 181V182H189ZM210 181V180H209ZM7 182H8V180H7ZM118 182V181H117ZM123 182V181H122ZM42 183V182H41ZM119 183V182H118ZM117 183V184H118ZM121 183V182H120ZM128 183V182H127ZM189 183H191V182H189ZM10 184V183H9ZM53 184V183H52ZM58 184V183H57ZM17 185V184H16ZM116 185V184H115ZM11 186V185H10ZM13 186V185H12ZM40 186V185H39ZM54 186V185H53ZM119 186H122V188L124 187V190H126L127 188H125V186H128V185H126V184H124V182H123V185H119L118 184V188H119ZM174 186V185H173ZM3 187V186H2ZM18 187V186H17ZM57 187V186H56ZM108 187V186H107ZM115 187V186H114ZM129 187V186H128ZM131 187V186H130ZM177 187V186H176ZM16 188V187H15ZM38 188V187H37ZM40 188H41V186H40ZM115 188H117V186L115 187ZM117 188V190L115 191V192H117L119 189ZM121 188V187H120ZM47 189V188H46ZM57 189V188H56ZM55 189V191H57ZM113 189V188H112ZM1 190V189H0ZM20 190H22V189H19L18 191H20ZM24 190V189H23ZM41 190V189H40ZM122 189H120L119 191H121ZM129 190V189H128ZM13 191H15V190H13ZM12 191V192H13ZM58 191H60V188H59V190ZM57 191V192H58ZM62 191V190H61ZM32 192V191H31ZM31 192H30V195H32L31 194ZM122 192H123V190H122ZM125 192V191H124ZM8 193V192H7ZM7 193H6V195H7ZM16 194L17 192L15 191V192H13V194ZM27 193V192H26ZM134 193V192H133ZM1 194V193H0ZM4 194V193H3ZM10 194H12V193H10ZM12 194V195H13ZM11 195L12 197H14L15 196V198H16V196H18L19 197V195H20V200H19V206L18 207H16V205L15 204H13V205H10V206H12V209H11V211L13 210L14 211V213H11V215L9 216V219H7V221L5 222V221H3V222H5V225L7 224V227L9 228H11V227H16V229L19 227V230H20V228H22V230H23V227H22V223L20 222V221H22V219L23 218H21V216H20V214L19 213H25V212H30V211H32L31 210V207H32V209H34V210H36L33 206H32V204H33V200L35 199L34 197V199L29 195V192H28V194H26V196H28L29 195V197H26L25 196V193H20L19 195ZM60 194V192H58V195ZM61 194H62V192H61ZM5 195V194H4ZM3 195V196H4ZM55 195H57L56 193H55ZM116 195H117V193H116ZM122 196V195H121ZM2 197V194L0 195V198ZM31 197V198H30ZM118 197H119V195H118ZM141 197V196H140ZM3 198V197H2ZM5 198H7V197H5ZM10 198V197H9ZM50 198V197H49ZM4 199V198H3ZM10 199H12V198H10ZM10 199H8V200H6L5 202H8L7 204H9V202L11 201ZM14 199V198H13ZM38 199V198H37ZM130 199V198H129ZM128 199V200H129ZM211 199V198H210ZM209 198H206V197H204V198H202L201 199V203L203 204V205H205V207H208L212 212H214V214L215 213H217V214H220V209L218 208V207H216V206H214V204H213V201L211 202V200H210ZM5 200V199H4ZM123 200H124V198H123ZM122 200V201H123ZM1 201H3V200H1ZM13 201V200H12ZM130 201V200H129ZM138 201V200H137ZM18 202V201H17ZM34 202H35V200H34ZM38 202V201H37ZM139 202V201H138ZM3 203V202H2ZM1 203V204H2ZM118 203V202H117ZM125 203V202H124ZM42 204V203H41ZM46 204V203H45ZM136 204V203H135ZM6 205V204H5ZM5 205H3V207H5ZM43 205V204H42ZM132 205V204H131ZM7 206V205H6ZM9 206V205H8ZM7 206V208H9ZM142 206V205H141ZM0 207H2V205L0 206ZM137 207V206H136ZM135 207V208H136ZM117 208V207H116ZM125 208V207H124ZM134 208V207H133ZM1 209H3V208H0V210ZM50 209V208H49ZM118 209H120V208H118ZM143 209V208H142ZM7 210V209H6ZM19 210H20V212H19ZM116 210V209H115ZM121 210V209H120ZM136 210V209H135ZM4 211H5V209H4ZM10 211V212H11ZM118 211V210H117ZM3 212V211H2ZM34 211H32V213H29V214H35V213H33ZM38 212V211H37ZM116 212V211H115ZM136 212V211H135ZM4 213V212H3ZM8 213H9V211H8ZM21 213V214H22ZM120 213V212H119ZM127 214V213H126ZM133 214H135V216H136V213H134L133 212ZM132 214V215H133ZM36 215H38V213H36L35 215H32L33 217L34 216H36ZM119 215V214H118ZM130 215V214H129ZM3 216V217H2ZM4 216H6V212L4 213V214H2L1 215V213H0V217H2V218H4ZM31 215H30V217H32ZM123 215H122V213H121V218H119L118 216V218L119 219H124V217H122ZM127 216V215H126ZM147 216V215H146ZM132 217V216H131ZM138 217V216H137ZM6 218V217H5ZM35 218V217H34ZM34 218H33V220H34ZM36 218H38L37 216H36ZM59 218V217H58ZM127 218V217H126ZM27 219H29V218H27ZM122 219V220H123ZM131 219V218H130ZM129 218L126 220V219H124L123 220V222L125 221L126 223H123L127 228H126V230L127 229H131L132 227H134L135 225H133V221L131 220V222L130 223H128V221L130 220ZM133 219H135V218H133ZM149 219V218H148ZM3 220V219H2ZM25 220V221H24ZM23 221L25 222L24 224L26 225L27 223H26V219H24ZM32 220V221H33ZM121 220V221H122ZM0 221H1V219H0ZM22 221V222H23ZM29 221H30V219H29ZM29 221H27L28 222V226H29V228H28V226H26L27 227V229H30L32 226H31V224L33 225V222L32 221H30V222H32L31 224H30V222ZM36 221H37V219H36ZM35 221V222H36ZM57 221L59 222V220L57 219ZM263 221V220H262ZM2 222V221H1ZM0 222V223H1ZM45 222V221H44ZM76 222V221H75ZM120 222V221H119ZM136 222V221H135ZM246 221H244V223H245ZM37 223V222H36ZM35 223V224H36ZM60 223V222H59ZM68 223V222H67ZM122 223V222H121ZM137 223V222H136ZM151 223V222H150ZM38 224V223H37ZM56 224V223H55ZM227 224V223H226ZM234 224V223H233ZM242 224V223H241ZM57 225V224H56ZM69 225H71V224H69ZM137 225H139V224H137ZM215 225H217V223L215 224ZM225 225V224H224ZM224 225L222 224L221 226L222 227H224ZM2 226V225H1ZM37 226V225H36ZM35 226V228L37 229V227ZM73 226V225H72ZM218 226V225H217ZM247 226V225H246ZM25 227V226H24ZM33 227H34V225H33ZM50 227V226H49ZM65 227V226H64ZM129 227H131V228H129ZM139 227H140V225H139ZM205 227V226H204ZM222 227H220L219 228V230L222 228ZM239 227V226H238ZM251 227V226H250ZM9 228V229H10ZM68 228H69V226H68ZM73 228V227H72ZM125 228V227H124ZM135 228H137V227H135ZM207 228V227H206ZM217 228V227H216ZM225 228V227H224ZM229 228V227H228ZM234 228V227H233ZM232 228V229H233ZM246 228V227H245ZM1 229V228H0ZM12 229V228H11ZM10 229V230H11ZM16 229H14V230H16ZM25 229V228H24ZM57 229V228H56ZM134 229V228H133ZM133 229L131 230V231H133ZM202 229V228H201ZM239 229V228H238ZM248 229V228H247ZM3 230V229H2ZM19 230H18V232H19ZM32 230V229H31ZM69 230H70V228H69ZM144 230L145 229H142L141 231L138 229V231H140L144 236H145V234L146 233H144ZM218 230V234H220L219 231ZM237 230V229H236ZM244 231H245V229H243ZM254 230V229H253ZM13 231V230H12ZM21 231V230H20ZM26 231V230H25ZM24 231V232H25ZM27 231H30V230H27ZM26 231V232H27ZM34 231V230H33ZM54 231V230H53ZM73 231V230H72ZM86 231V230H85ZM124 231V230H123ZM122 231V232H123ZM200 231V230H199ZM202 231V230H201ZM212 231V230H211ZM221 231H223V228L221 229ZM244 231H242V232H244ZM259 231V230H258ZM9 232H11V231H8V233ZM14 232V231H13ZM71 232V231H70ZM126 232V231H125ZM124 232V233H125ZM180 231H178L177 232V237H178V235L180 234V238H181V242H183V243H187V239L184 237V235H181V233H179ZM213 232H215V231H213ZM251 232V231H250ZM4 232H2V231H0V234H3ZM20 233V232H19ZM19 233H15V235H20ZM23 233V232H22ZM21 233V234H22ZM28 233V232H27ZM27 233H25V234H27ZM69 233V232H68ZM211 233V232H210ZM216 233V232H215ZM221 233H223V232H221ZM4 234H6V235H8L7 234V232H5ZM11 234L13 235L14 233H12L11 232ZM28 234H30V233H28ZM31 234H33V233H31ZM30 234V235H31ZM183 234V233H182ZM202 234V233H201ZM213 234V233H212ZM224 234V233H223ZM227 234V233H226ZM237 234H238V231H237ZM240 234V233H239ZM11 235V236H12ZM38 235V234H37ZM43 235V234H42ZM5 235H3V237H4ZM20 236H22V235H20ZM26 236V235H25ZM24 235L22 236V238L21 239H25L26 240V238H23V237H25ZM33 236V235H32ZM32 236H30V237H32ZM203 236V235H202ZM213 236V235H212ZM219 236H221V234L220 235H218V237ZM227 236V235H226ZM238 236V235H237ZM247 236V235H246ZM1 238H2V236H0ZM27 238H29V236L27 235L26 236ZM222 237V236H221ZM224 237L225 236H223V238L222 239H224ZM228 237V236H227ZM200 238V237H199ZM4 239V238H3ZM32 239V238H31ZM205 239V238H204ZM219 239H221V238H219ZM87 240V239H86ZM125 240V239H124ZM229 243H230V241L228 240V239H226ZM231 240V239H230ZM6 241V240H5ZM4 240H2V242H5ZM143 241V240H142ZM7 242V241H6ZM9 242V241H8ZM12 242V241H11ZM10 242V243H11ZM16 242V241H15ZM18 242V241H17ZM32 242V241H31ZM214 242V241H213ZM218 242H219V240H218ZM227 242V243H228ZM250 242V241H249ZM34 243V242H33ZM73 243V242H72ZM7 244V243H6ZM30 244V243H29ZM69 245H70V243H69ZM68 244H67V246H69ZM117 245H119V244H117ZM124 245V244H123ZM227 245V244H226ZM66 246V247H67ZM71 246H72V244H71ZM228 246H229V244H228ZM29 247V246H28ZM56 247V246H55ZM64 247V246H63ZM65 247V249H69V248H71V247H67L66 248ZM75 247V246H74ZM206 247V246H205ZM220 247V246H219ZM226 247V246H225ZM7 248H8V246H7ZM77 248V247H76ZM124 248H125V246H124ZM223 248V247H222ZM10 249V248H9ZM71 249H73L74 251H75V248H71ZM78 249V248H77ZM76 249V250H77ZM128 249V248H127ZM131 249V248H130ZM146 249V248H145ZM224 249V248H223ZM232 249V248H231ZM236 249V248H235ZM234 249V250H235ZM8 250V249H7ZM26 250V249H25ZM220 250V249H219ZM10 251V250H9ZM61 251V250H60ZM66 251V250H65ZM65 251H64V253H65ZM68 251V250H67ZM80 250L78 249V252H79ZM83 251V250H82ZM81 251V252H82ZM227 251V250H226ZM237 250H235V252H236ZM243 251H245V250H243ZM10 252H12V251H10ZM9 252V253H10ZM56 252V251H55ZM70 252V251H69ZM73 252V251H72ZM72 252H70V254L72 253ZM85 252V251H84ZM120 252V251H119ZM238 252V251H237ZM62 253H63V251H62ZM74 253H76V254H79V253H77V252H74ZM171 253H172V255L175 257V259H177V264H183V263H181V262H179V257H178V254H177V251H176V249H174V250H172L171 251ZM206 253V252H205ZM222 253V252H221ZM29 254V253H28ZM69 254V255H70ZM82 254V253H81ZM80 254V255H81ZM144 254V253H143ZM190 259H191V262H192V264H194L195 263V256H194V254H193V252L192 251H190ZM188 254V255H189ZM2 255V254H1ZM26 255V254H25ZM47 255V254H46ZM67 255V254H66ZM71 255H74L73 253L71 254ZM123 255V254H122ZM218 255V254H217ZM239 256V258L237 257V262L235 261V263L234 264H264V249L263 248H256V249H253V250H249V251H247V252H241L240 254H238ZM75 256H78V255H75ZM75 256L73 257H71V259L72 258H75ZM84 256V255H83ZM82 256V257H83ZM143 256V255H142ZM9 257V256H8ZM14 257V256H13ZM65 258H66V256H64ZM81 257V256H80ZM81 257V259H83ZM86 257V256H85ZM84 257V258H85ZM106 257V256H105ZM150 257V256H149ZM70 258V257H69ZM16 259V258H15ZM76 259H78V258H76ZM80 259V258H79ZM86 259V258H85ZM99 259V258H98ZM118 259V258H117ZM141 259H143V258H141ZM32 260V259H31ZM93 260V259H92ZM115 260V259H114ZM127 260V259H126ZM78 261V260H77ZM76 261V263L75 264H78V262ZM83 261V260H82ZM125 261V260H124ZM143 261V260H142ZM152 261V260H151ZM34 262V261H33ZM93 263H91V264H94V262L95 261H92ZM145 262H146V260H145ZM196 262H197V260H196ZM24 263H28V261H26V262H24ZM129 263V262H128ZM158 263V262H157ZM29 264H31V262H29ZM71 264H73V263H71ZM79 264H82V263H79ZM86 264V263H85ZM95 264H97V263H95ZM139 264V263H138ZM146 264V263H145Z\"/></svg>",
	"mask_w": 264,
	"mask_h": 264
}]
</instances>
